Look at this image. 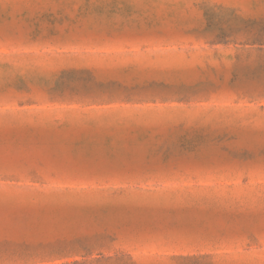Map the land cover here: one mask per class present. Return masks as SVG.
<instances>
[{"label": "rangeland", "instance_id": "1", "mask_svg": "<svg viewBox=\"0 0 264 264\" xmlns=\"http://www.w3.org/2000/svg\"><path fill=\"white\" fill-rule=\"evenodd\" d=\"M0 264H264V0H0Z\"/></svg>", "mask_w": 264, "mask_h": 264}]
</instances>
